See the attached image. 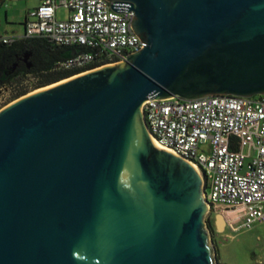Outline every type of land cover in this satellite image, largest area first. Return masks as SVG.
<instances>
[{
    "label": "water",
    "instance_id": "water-1",
    "mask_svg": "<svg viewBox=\"0 0 264 264\" xmlns=\"http://www.w3.org/2000/svg\"><path fill=\"white\" fill-rule=\"evenodd\" d=\"M107 1L146 47L0 111V264H220L205 180L143 107L264 95V0Z\"/></svg>",
    "mask_w": 264,
    "mask_h": 264
},
{
    "label": "built area",
    "instance_id": "built-area-1",
    "mask_svg": "<svg viewBox=\"0 0 264 264\" xmlns=\"http://www.w3.org/2000/svg\"><path fill=\"white\" fill-rule=\"evenodd\" d=\"M107 0H40L25 21V35H2L10 45L25 38H48L82 49L62 65L86 68L106 58L128 61L146 44L132 28L134 11L117 13ZM59 8L71 12L57 19ZM150 137L194 165L205 180L209 213L221 211L232 231L264 223V95L171 98L146 102Z\"/></svg>",
    "mask_w": 264,
    "mask_h": 264
},
{
    "label": "trees",
    "instance_id": "trees-1",
    "mask_svg": "<svg viewBox=\"0 0 264 264\" xmlns=\"http://www.w3.org/2000/svg\"><path fill=\"white\" fill-rule=\"evenodd\" d=\"M82 49L59 46L48 38H25L13 44L0 43V93L11 90L8 104L37 90L85 74L109 64L100 58L86 68L62 64ZM209 227L214 233L210 218Z\"/></svg>",
    "mask_w": 264,
    "mask_h": 264
},
{
    "label": "rangeland",
    "instance_id": "rangeland-1",
    "mask_svg": "<svg viewBox=\"0 0 264 264\" xmlns=\"http://www.w3.org/2000/svg\"><path fill=\"white\" fill-rule=\"evenodd\" d=\"M39 4L40 0H2L0 2V34L15 32L18 36H24L27 16ZM70 15L71 12L68 9L57 10V19L60 21L69 19ZM11 94V90L0 93V111L9 105ZM209 218L214 233L209 227ZM206 223L207 231L211 233L217 249L220 264H264V223L256 224L251 229L232 231L227 218L221 211L209 213Z\"/></svg>",
    "mask_w": 264,
    "mask_h": 264
},
{
    "label": "crops",
    "instance_id": "crops-1",
    "mask_svg": "<svg viewBox=\"0 0 264 264\" xmlns=\"http://www.w3.org/2000/svg\"><path fill=\"white\" fill-rule=\"evenodd\" d=\"M6 34H9V33H6ZM6 34H5V35H6ZM15 34H16V33H15V32H13V33H12V34H10V35H15ZM16 35H17V34H16Z\"/></svg>",
    "mask_w": 264,
    "mask_h": 264
},
{
    "label": "bare ground",
    "instance_id": "bare-ground-1",
    "mask_svg": "<svg viewBox=\"0 0 264 264\" xmlns=\"http://www.w3.org/2000/svg\"><path fill=\"white\" fill-rule=\"evenodd\" d=\"M194 166V165H193ZM194 168L197 170V168L194 166ZM197 172L199 173V171L197 170ZM221 220V219H220Z\"/></svg>",
    "mask_w": 264,
    "mask_h": 264
},
{
    "label": "flooded vegetation",
    "instance_id": "flooded-vegetation-1",
    "mask_svg": "<svg viewBox=\"0 0 264 264\" xmlns=\"http://www.w3.org/2000/svg\"><path fill=\"white\" fill-rule=\"evenodd\" d=\"M2 0H0V2H1ZM124 3H127V2H124ZM128 4H130V5H132L131 3H128ZM135 18V17H134Z\"/></svg>",
    "mask_w": 264,
    "mask_h": 264
}]
</instances>
